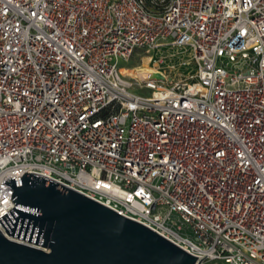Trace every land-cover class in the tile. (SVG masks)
Returning a JSON list of instances; mask_svg holds the SVG:
<instances>
[{
	"label": "built area",
	"instance_id": "2783aa9c",
	"mask_svg": "<svg viewBox=\"0 0 264 264\" xmlns=\"http://www.w3.org/2000/svg\"><path fill=\"white\" fill-rule=\"evenodd\" d=\"M165 47L186 75L119 68ZM24 173L195 264H264V0H0V217Z\"/></svg>",
	"mask_w": 264,
	"mask_h": 264
},
{
	"label": "water",
	"instance_id": "95a60500",
	"mask_svg": "<svg viewBox=\"0 0 264 264\" xmlns=\"http://www.w3.org/2000/svg\"><path fill=\"white\" fill-rule=\"evenodd\" d=\"M153 78L163 80L158 73ZM18 182L2 183L10 187L14 207L0 225L16 241L0 232V264L196 262L147 227L50 179L24 173Z\"/></svg>",
	"mask_w": 264,
	"mask_h": 264
},
{
	"label": "rangeland",
	"instance_id": "374dc122",
	"mask_svg": "<svg viewBox=\"0 0 264 264\" xmlns=\"http://www.w3.org/2000/svg\"><path fill=\"white\" fill-rule=\"evenodd\" d=\"M190 58L189 50L184 47H165L154 52L136 51L127 62H120L119 68L126 69L125 76L133 83L141 77L140 70L161 72L167 77L176 80L179 74L186 75L192 67H179L180 63ZM149 95V92H143Z\"/></svg>",
	"mask_w": 264,
	"mask_h": 264
},
{
	"label": "bare ground",
	"instance_id": "6f19581e",
	"mask_svg": "<svg viewBox=\"0 0 264 264\" xmlns=\"http://www.w3.org/2000/svg\"><path fill=\"white\" fill-rule=\"evenodd\" d=\"M154 74H156V71H153V70H140V71H138V76L141 77L142 79L153 76Z\"/></svg>",
	"mask_w": 264,
	"mask_h": 264
}]
</instances>
